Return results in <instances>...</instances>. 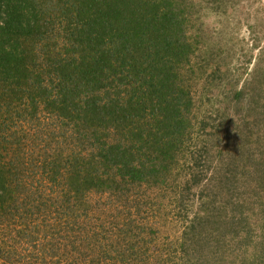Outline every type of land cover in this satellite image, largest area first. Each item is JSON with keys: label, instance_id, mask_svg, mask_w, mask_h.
<instances>
[{"label": "trees", "instance_id": "1", "mask_svg": "<svg viewBox=\"0 0 264 264\" xmlns=\"http://www.w3.org/2000/svg\"><path fill=\"white\" fill-rule=\"evenodd\" d=\"M190 5L0 0V264H264V68L200 58Z\"/></svg>", "mask_w": 264, "mask_h": 264}, {"label": "rangeland", "instance_id": "2", "mask_svg": "<svg viewBox=\"0 0 264 264\" xmlns=\"http://www.w3.org/2000/svg\"><path fill=\"white\" fill-rule=\"evenodd\" d=\"M191 1L193 5L190 7L194 13L192 15L193 29L190 34L192 39L199 41V57H219L226 64H232L231 68H236V76L240 77L238 88L245 85L246 79L249 78L251 81L258 78L255 70L264 68V0ZM209 93L210 97L214 99L212 108L209 107V110L221 113L225 107L226 113H230L236 123L245 117L246 113H235L229 104L224 105L219 89L210 87ZM240 124L242 125L241 122ZM262 132V128H260L259 134ZM247 194L249 195L248 191H245L243 198H246ZM256 220L258 237L252 239L253 242L248 244L247 256H254L255 253L261 254V250L264 248V220L259 216ZM182 228L181 223L167 224L163 230H167L166 234L173 239L180 235ZM227 244L231 245L229 241ZM240 255L245 257L241 253ZM246 259L247 263L252 261V258L246 257ZM239 261V258L236 259L235 264H239ZM222 262L234 264V258L224 255Z\"/></svg>", "mask_w": 264, "mask_h": 264}]
</instances>
